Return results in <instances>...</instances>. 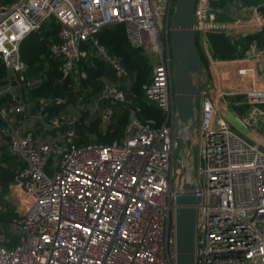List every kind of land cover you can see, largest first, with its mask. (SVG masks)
Returning <instances> with one entry per match:
<instances>
[{
	"label": "built area",
	"instance_id": "obj_1",
	"mask_svg": "<svg viewBox=\"0 0 264 264\" xmlns=\"http://www.w3.org/2000/svg\"><path fill=\"white\" fill-rule=\"evenodd\" d=\"M213 1L195 5L194 34L203 44L220 27ZM176 3L0 1V60L6 68L0 83V145L23 162L12 182H0V264H177L178 113L170 41ZM52 18L59 31L49 43V59L58 62L60 83L68 81L73 99H30L28 92L41 78L28 74L21 44ZM249 21L264 28L260 12ZM118 24L131 46L151 58L142 100L161 110V122L139 118L135 73L99 39L102 30ZM96 60L109 73L93 89L86 81ZM218 90L215 79L205 77L187 148L198 197L195 264H264V142L232 120L223 99L232 93L214 95ZM245 96L250 111L237 122L246 126L264 118V85L246 89ZM51 105L63 108L54 114ZM118 111L128 114L120 138L102 142L89 132L84 142L83 124L101 118L103 133L113 132ZM8 205L15 215L5 221Z\"/></svg>",
	"mask_w": 264,
	"mask_h": 264
},
{
	"label": "trees",
	"instance_id": "obj_2",
	"mask_svg": "<svg viewBox=\"0 0 264 264\" xmlns=\"http://www.w3.org/2000/svg\"><path fill=\"white\" fill-rule=\"evenodd\" d=\"M58 31L59 24L56 22L55 18H52L51 21L45 23L39 31L31 33L21 44L22 57L28 64V74L37 78L42 77L39 87L29 91V96L32 99L39 96H61L73 99L68 81L63 80L62 83H60L61 73L58 70V62L49 59V43L51 40L58 39ZM98 36L100 41L105 44L112 53L120 55L126 67L132 73H135L133 90L137 92L138 102L142 106L139 118L141 120L156 118L161 122L163 116L161 110L156 106L144 103L142 100L143 85L149 82L152 73V65L149 60L140 49L131 46L123 25L118 24L107 27L102 30ZM194 39L201 59L202 69L207 71L209 76L208 79H211L212 73L210 70L208 53L198 33L194 34ZM253 41H256L257 45L261 47L264 44V31L250 33L245 36H240L237 39L225 32L211 31L208 33L207 37L208 51L215 60L242 58L247 50H249ZM47 60L50 63L49 67L45 69V61ZM43 70L44 72L41 73ZM88 72L89 79L86 83L90 84L93 89H98L101 85L100 77L104 73H109V68L104 62L96 60L95 65H89ZM40 74H43V76H40ZM5 76L6 68L0 60V83L3 82ZM240 98H242V95ZM0 103H2V101H0ZM62 108L63 105H51L49 110L55 114ZM117 120L114 131L111 133L108 132L109 134L107 135H102L103 133L99 131L97 123L91 127H87L84 131L83 128H81L80 132L84 135V139L86 140L84 142H87V138H85L84 134L86 130L99 134L102 142H109L120 138L124 134V129L128 122V114L124 112ZM15 175V164L11 163L8 167L0 168V182L8 184L14 180ZM14 215L13 207L8 205V210L6 214H4L3 219L8 221V219Z\"/></svg>",
	"mask_w": 264,
	"mask_h": 264
},
{
	"label": "water",
	"instance_id": "obj_3",
	"mask_svg": "<svg viewBox=\"0 0 264 264\" xmlns=\"http://www.w3.org/2000/svg\"><path fill=\"white\" fill-rule=\"evenodd\" d=\"M197 0H177L171 18V50L178 120L176 125V226L177 264H195V237L198 197L195 173L187 153L198 123L196 97L205 82L194 39V12ZM242 5L244 0H233ZM46 109L43 110L45 112ZM189 176V179H188Z\"/></svg>",
	"mask_w": 264,
	"mask_h": 264
},
{
	"label": "crops",
	"instance_id": "obj_4",
	"mask_svg": "<svg viewBox=\"0 0 264 264\" xmlns=\"http://www.w3.org/2000/svg\"><path fill=\"white\" fill-rule=\"evenodd\" d=\"M213 5L219 9L216 22L220 27L215 31L225 32L236 39L250 33L264 31V28L260 30L249 21L255 11L264 15V0H250L247 3H242V5L234 3L233 0H214ZM203 45L210 60L212 78L217 82L219 89L217 93L214 92V95L220 92L232 93L223 96L230 117L253 140L264 142V118L260 117L246 126L237 122V119L247 116L250 111V105L245 96L246 89L264 85V44L260 47L257 43L256 46L251 43L244 57L232 60L213 59L208 51V42ZM241 95L242 98H240ZM229 97L234 99L232 102L233 109L226 100ZM260 107L264 109V104H261ZM31 122L32 120L29 118L28 123ZM0 157L6 161L0 164L3 167H8L11 164L7 162V157L17 160L16 172L23 165L22 161L7 150V145H0Z\"/></svg>",
	"mask_w": 264,
	"mask_h": 264
},
{
	"label": "rangeland",
	"instance_id": "obj_5",
	"mask_svg": "<svg viewBox=\"0 0 264 264\" xmlns=\"http://www.w3.org/2000/svg\"><path fill=\"white\" fill-rule=\"evenodd\" d=\"M248 1H250V0H244V3H247ZM146 58L149 60V62H151V58H150V56L149 55H147L146 56ZM201 73H202V75L204 76V77H206V79L207 78H209V76H208V73H207V71L206 70H204V69H202L201 68ZM40 76H43V74H40ZM6 77V76H5ZM4 77V78H5ZM41 79H42V77H41ZM29 93V92H28ZM29 95V94H28ZM52 97H55V96H52ZM31 98V97H30ZM32 99V98H31ZM227 100V102H228V104L231 106V109H233V105H232V102H233V98L232 97H229L228 99H226ZM196 107H197V109H200V107H201V101H200V99H199V96H197L196 97ZM124 114V112L123 111H118L117 113H116V118H118L119 119V117H121V115H123ZM95 123H97V127H98V129H99V131L100 132H102L103 133V131L104 130H106L107 128H104L103 127V125H104V123H103V120L101 119V118H99V119H96L93 123H91L89 126H88V124L87 125H82L81 127H80V129H79V131L81 130V128H83V131L85 130V129H87V127H91V126H93ZM81 133V132H80ZM87 133H89L88 132V130H86L85 132H84V134L87 136V140H89V137H88V135H87ZM92 133H95V132H92ZM109 133H111V132H109ZM108 132L107 133H103L102 135H107V134H109ZM97 134V133H96ZM93 137V136H92ZM86 138V137H85ZM95 139V138H94ZM97 139L99 140V141H101L100 140V135L98 134L97 135ZM84 141H86L85 139H84ZM16 157V156H15ZM6 160H7V162H9V163H13V164H16V162H17V160H13L12 158H10V157H7L6 158ZM3 162H6V161H4V159H2L1 157H0V164H3ZM193 164H194V166L197 168L198 167V164H199V149H198V146L197 145H195L194 146V149H193ZM0 168H3V166L2 165H0ZM176 168H177V165L175 164V170H176ZM177 175H178V173L177 172H175V176L177 177ZM12 182V181H11ZM5 189V188H4Z\"/></svg>",
	"mask_w": 264,
	"mask_h": 264
}]
</instances>
